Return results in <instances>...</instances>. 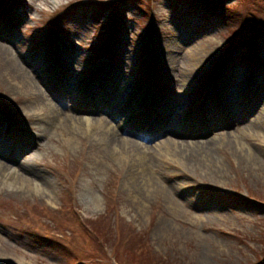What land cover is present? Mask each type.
Here are the masks:
<instances>
[{"label": "rangeland", "instance_id": "rangeland-1", "mask_svg": "<svg viewBox=\"0 0 264 264\" xmlns=\"http://www.w3.org/2000/svg\"><path fill=\"white\" fill-rule=\"evenodd\" d=\"M0 45L62 112L36 120L37 97L2 56L0 125L27 144L0 161L36 180L8 188L0 178V264H264V0H0ZM171 57L184 83L164 74ZM226 86L247 88L241 118ZM144 92L170 103L178 140L234 133L254 164L220 140L197 149L195 167L168 150L150 165L147 152L117 154L98 122L132 127L152 102ZM218 99L231 125L213 128L201 107ZM171 137L134 139L157 152Z\"/></svg>", "mask_w": 264, "mask_h": 264}, {"label": "bare ground", "instance_id": "bare-ground-1", "mask_svg": "<svg viewBox=\"0 0 264 264\" xmlns=\"http://www.w3.org/2000/svg\"><path fill=\"white\" fill-rule=\"evenodd\" d=\"M194 53L195 52H192L190 54L189 59H186L187 62H190L192 60L191 57H192V55H194ZM2 56L7 59L6 61H7L8 67L13 66L15 68V70L13 72V78L12 79H13V81L16 82V86L18 87V89L20 91L22 90V91H25L26 93H29V94H26L28 96H30L32 94V95H35L37 97V98L32 100V101H35V103H39L37 105H40L38 108V110H40V111L36 112V114L34 113V116L37 117L35 119L43 122V120L52 121L56 118H59V116L62 114L61 109L58 106H56V104L54 102H52L50 99H48L44 96V93L41 90L43 88H41V86H39L34 79L33 74H37V73L35 71L30 73L29 71H27V69H24V67H22L19 64V59L18 58L15 59V57L9 51L8 47L0 45V59L1 58L3 59ZM175 58L176 57H171V61L167 62L166 67L163 68L164 74L168 75V77L171 76L172 78L178 77V80L180 81V79H181L183 82L184 81L183 73H181V75H179V72H177L176 74L173 72L174 63L176 60ZM197 59L199 60L198 57H197ZM98 88L100 89V87H98ZM151 92H152V90H151ZM147 94L148 93L144 92V96L142 95L140 98L141 102L143 99L144 100L146 99ZM135 95L136 94H134V96ZM145 95H146V97H145ZM38 96L40 97V99H42V101L38 98ZM248 96H249V93L247 92L246 86L244 87V89H242V95L239 94L238 91H235L233 89V87H231V86H226L222 91V97L224 98L225 103L229 104L230 106L233 107L234 110L238 111L239 118H241L240 115L243 114L242 106L246 105L244 103L243 104L240 103V101L245 99V98H249ZM96 97H98V96H96ZM130 98H128L126 100L127 102L124 101V102H126L125 105H128L130 103V101L132 100ZM149 98H150V96L147 97V99H149ZM150 99L152 100V102L151 103L149 102V105H148L149 107L144 108L142 110V112L140 113V116L133 122L134 125L132 127L128 126L127 129H124L122 127V125H120V123L119 124H111L110 120L106 121V120L100 119L99 122L96 120L101 126H105V128H106V131H105V132H107V134H105L106 145L108 147L115 145L116 146L115 150L116 149L119 150L117 152V154L124 155V153L127 152V150L131 149V148L136 149L137 151H140V152H144V153L147 152L146 154H147L148 159L145 158L144 164L148 162L150 165V163L152 161V157L154 155L159 154L163 150H165V151L168 150V151L176 154L178 157L180 156L185 161V163H187L189 165H194V167H195L197 165L198 166L202 165V161L201 160L199 161L196 159V157H194V156H196L197 149L198 148H206L209 150L210 146L215 145V143H217V141L220 140V141L225 142L226 145H230V147L234 149V151L237 154V157L239 158V160L242 163H245L247 165L254 164V161L256 160V156L253 154V152L250 149L244 148L241 145L239 137L236 136V134H234V133L230 134L229 132H226L221 137L210 138V139L203 140V141H200V140L195 141L194 140V141L189 142V141H185V140H178L176 138V136L179 135V133L182 131V130H180L181 127L179 128V125H180L179 121H176V120L173 121L174 119L169 120L166 118L165 115H163V108L168 109L170 103L163 104L164 101H160V99H159L157 101L158 103L156 105V101H155L156 94H155V92H153ZM244 101H245V103H247V101L249 102V100H244ZM119 102H121V100ZM213 102H214V104L211 106H207V108H204L205 104H203L201 107V111L206 112L208 114L209 118H208L207 122H209L210 127L216 128L217 126L218 127L219 126L220 127L228 126L230 124V121L228 119L221 122L222 119L220 117L223 115L224 112L222 110L223 108L218 110L219 106H222L219 99L215 100ZM125 105L122 106V109L125 108ZM248 105L250 106L251 103H248ZM223 106H225V105H223ZM250 107H252V106H250ZM89 109L90 108L87 107V110H89ZM155 109H156V111H155ZM160 110L162 111V117L161 118H160ZM110 115L111 114H109V116ZM261 119H263V115H261V114L259 116L255 117L253 125L257 127V125H259L261 123L260 122ZM79 120H80V118H78L76 116L70 117V121L72 123H77V121L79 122ZM186 122H187V120H186ZM186 122H185V124H186ZM187 123H189V122H187ZM220 123H222V124H220ZM247 126L248 125H244V128H247ZM199 127L203 128V129H200V131L206 132L205 126L200 124V125H198V128ZM165 129L168 131V133H170V135H172V137L169 140H167V139L163 140V141L159 142L158 145H156L158 153L152 148L151 144L150 145L147 143L143 144V143H140L134 139L135 137H137V138H140L144 141H148L153 134H159L160 132H162ZM249 129H252V131L254 130L252 127ZM38 130H40V132H37L36 136L42 135L43 131H41V127ZM124 130H129L128 133L131 134L132 136H129V137L128 136H126V137L122 136V132H124ZM195 131H198V129L192 128V131L189 130V133L192 134ZM13 134H15V133H13V131H9L8 128L0 125V148H1L0 149V155L5 157V156H7V152H5L6 150L10 151L9 149H13V148L17 149V150H21L26 146L27 141L25 139H23L21 136L16 138L13 136ZM16 135H19V134H16ZM150 155H152V156L150 157ZM9 157H11V156H9ZM144 157H146V156H144ZM144 157H143V159H144ZM210 158H211V156H210ZM206 159H207V161L209 160L208 158H206ZM214 160L215 159H213V160L210 159V161H213V162H214ZM141 161H142V157H141ZM8 167H9V165L7 162L0 161V178L2 179V183H4V185L8 188H9V186H16V183H19L20 186L23 185V183H24L26 185V188H30L31 185L33 184L32 181L36 180L34 178L36 175L34 177H30L27 175L28 173H32V172L28 171V166L21 165L20 169L23 170L24 172H17V170L16 171H8V169H9ZM144 171H146V170L144 169ZM211 171H212V173L214 172L213 173L214 175H217L218 170H215V169L212 170L211 169ZM153 180H155V179L151 175H148L144 179V181H145L144 183H146L148 185ZM155 183H156L155 186H157L158 183L156 182V180H155ZM36 187L34 189H36Z\"/></svg>", "mask_w": 264, "mask_h": 264}]
</instances>
